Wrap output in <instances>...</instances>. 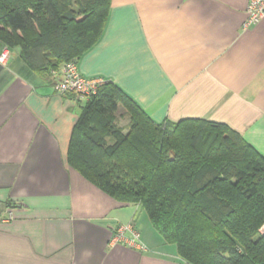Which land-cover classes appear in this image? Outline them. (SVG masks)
<instances>
[{
  "label": "crops",
  "instance_id": "obj_1",
  "mask_svg": "<svg viewBox=\"0 0 264 264\" xmlns=\"http://www.w3.org/2000/svg\"><path fill=\"white\" fill-rule=\"evenodd\" d=\"M247 1L110 0L78 70L116 84L156 123L225 124L264 157V18L243 29ZM61 69L44 77L16 51L0 65V264H182L138 205L67 165L86 99L54 91ZM127 223L145 250L110 242Z\"/></svg>",
  "mask_w": 264,
  "mask_h": 264
},
{
  "label": "trees",
  "instance_id": "obj_2",
  "mask_svg": "<svg viewBox=\"0 0 264 264\" xmlns=\"http://www.w3.org/2000/svg\"><path fill=\"white\" fill-rule=\"evenodd\" d=\"M109 10L110 0H0V46L48 77L100 40ZM81 102L70 168L138 205L186 264H264V157L240 134L203 119L156 123L111 81Z\"/></svg>",
  "mask_w": 264,
  "mask_h": 264
},
{
  "label": "built area",
  "instance_id": "obj_3",
  "mask_svg": "<svg viewBox=\"0 0 264 264\" xmlns=\"http://www.w3.org/2000/svg\"><path fill=\"white\" fill-rule=\"evenodd\" d=\"M247 17L243 24V29L257 24L264 18V0H248L246 6ZM10 52L4 49L0 53V65H6ZM106 80L100 77L83 76L77 66V60L74 59L64 64L61 69L60 79L53 85V89L60 95H72L78 99H87L94 95L98 87ZM264 232V225L261 227ZM112 244L123 243L131 248L145 250L140 242L139 233L135 230L132 223L118 225L110 241ZM182 264H186L182 262Z\"/></svg>",
  "mask_w": 264,
  "mask_h": 264
},
{
  "label": "rangeland",
  "instance_id": "obj_4",
  "mask_svg": "<svg viewBox=\"0 0 264 264\" xmlns=\"http://www.w3.org/2000/svg\"><path fill=\"white\" fill-rule=\"evenodd\" d=\"M116 117L119 122V126L125 127L128 124V117L125 113V110L121 106L118 108V111L116 112ZM138 214L141 215L143 220H148L146 213L141 208L138 209Z\"/></svg>",
  "mask_w": 264,
  "mask_h": 264
},
{
  "label": "water",
  "instance_id": "obj_5",
  "mask_svg": "<svg viewBox=\"0 0 264 264\" xmlns=\"http://www.w3.org/2000/svg\"><path fill=\"white\" fill-rule=\"evenodd\" d=\"M171 160V159H170Z\"/></svg>",
  "mask_w": 264,
  "mask_h": 264
}]
</instances>
